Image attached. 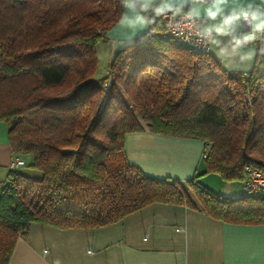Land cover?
<instances>
[{"label":"trees","instance_id":"1","mask_svg":"<svg viewBox=\"0 0 264 264\" xmlns=\"http://www.w3.org/2000/svg\"><path fill=\"white\" fill-rule=\"evenodd\" d=\"M123 12L120 0H0V121L12 154L39 173L15 167L2 185L0 264L32 223L95 228L155 202L264 225V195L223 196L198 178L264 173V60L229 73L161 29L127 40L96 79L97 45ZM145 130L205 142L203 171L180 181L128 163L125 135Z\"/></svg>","mask_w":264,"mask_h":264},{"label":"crops","instance_id":"2","mask_svg":"<svg viewBox=\"0 0 264 264\" xmlns=\"http://www.w3.org/2000/svg\"><path fill=\"white\" fill-rule=\"evenodd\" d=\"M146 30L121 19L107 32L113 52ZM97 45V47L99 46ZM229 73H238L227 69ZM206 144L197 138L175 137L148 130L125 135V158L146 175L187 180L203 171ZM14 155L7 125L0 121V190ZM20 166H17V168ZM199 180L228 197L243 195L244 182L225 181L214 173ZM218 191V192H217ZM264 264V225H234L186 206L155 202L122 219L86 229H59L32 223L20 237L8 264Z\"/></svg>","mask_w":264,"mask_h":264},{"label":"clouds","instance_id":"3","mask_svg":"<svg viewBox=\"0 0 264 264\" xmlns=\"http://www.w3.org/2000/svg\"><path fill=\"white\" fill-rule=\"evenodd\" d=\"M120 4L122 21L146 30L144 38L167 30L213 51L227 69L245 75L264 60V0H120Z\"/></svg>","mask_w":264,"mask_h":264},{"label":"built area","instance_id":"4","mask_svg":"<svg viewBox=\"0 0 264 264\" xmlns=\"http://www.w3.org/2000/svg\"><path fill=\"white\" fill-rule=\"evenodd\" d=\"M161 35L163 37L175 40L177 43L182 45L185 49H187L190 52H209L207 48L196 46L193 42H189L183 39L182 37L175 36L167 30H162ZM109 86H110L109 82L104 83V88L106 89V91H108ZM249 101H250V97L249 95H246L245 102H249ZM23 164H24V160L22 158L18 156H14L9 164V168L13 169ZM245 170L248 176L247 179L244 181L243 193L250 195H264V173L249 165L245 166Z\"/></svg>","mask_w":264,"mask_h":264},{"label":"rangeland","instance_id":"5","mask_svg":"<svg viewBox=\"0 0 264 264\" xmlns=\"http://www.w3.org/2000/svg\"><path fill=\"white\" fill-rule=\"evenodd\" d=\"M107 55L108 54H107L106 45L99 44V46L97 47V69H96L94 78L100 79L107 74L108 63H109V59H108ZM24 161H25V164L21 165L16 170L24 172V173H29L32 175H39V173L37 171H35V169H32L30 167V163L32 161L31 156H25ZM27 171H29V172H27Z\"/></svg>","mask_w":264,"mask_h":264}]
</instances>
